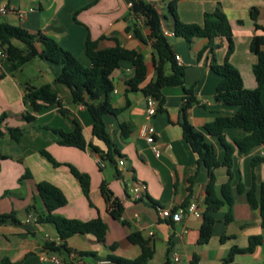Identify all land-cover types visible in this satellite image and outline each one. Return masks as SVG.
Here are the masks:
<instances>
[{
  "label": "crops",
  "instance_id": "0c3cea01",
  "mask_svg": "<svg viewBox=\"0 0 264 264\" xmlns=\"http://www.w3.org/2000/svg\"><path fill=\"white\" fill-rule=\"evenodd\" d=\"M143 1L153 5L163 17L167 15V4L171 0ZM2 8L7 12L0 14V22L53 39L85 67L90 64L84 54L86 39L90 38L97 41L99 49L119 46L136 51L146 65V82L154 78L155 53L147 38L148 30L143 18L132 14L126 0H0ZM216 8L226 16L232 30L234 50L229 63L238 71L243 88L253 90L256 81L252 66L256 57L250 52L249 43L254 36H264V30H255L250 11L256 9V23L264 29V0H177L176 13L182 23L200 25L203 14ZM162 27L169 33L166 37L174 55L180 58L178 64L185 66L184 82L194 87L199 102L187 110V120L215 147L216 160L220 163L214 172L218 191L228 182L226 168L222 165L224 148L216 138L204 132L203 126L218 116L232 115L237 109L213 100L220 77L210 69L209 57L204 55L196 61L197 52L206 42L194 39L188 44L175 38L169 19H162ZM134 29L139 31L143 42L135 36ZM216 43L219 48L213 56L219 64L224 60L227 44L224 39H217ZM261 49L264 52V44ZM59 72V67L42 60L32 71H24L23 67L13 71L7 58H0V129L22 131L18 143L7 135L0 139V215L13 212L17 221L0 224V261L7 258L16 264H57L48 259L51 254L48 244L58 249L52 255L59 264H114L108 260L109 256L135 260L141 255V248L131 244L127 237L137 233L152 251L147 264H190L194 256L197 264H222L232 247L245 248L252 236H260L261 244L250 254L237 255L229 264H264V229L259 212L251 210L245 195L236 191L239 184L245 190L249 189L253 178L256 184L264 182V162L251 169V159L264 155V145L247 155L234 148L230 180L231 220L226 219L227 207L217 211L211 237L206 244L200 245L197 241L202 219L187 216L173 223L161 219L156 208L178 209L191 201L204 207L207 170L203 165L196 170L197 156L182 138L179 126L182 89H162L163 105L151 121L156 133L155 144L160 150L159 156L155 157L141 135L146 122L145 97L139 91L126 93V82L133 76L134 68L130 62H121L111 75L110 101L114 108L124 110L115 118H104L119 155L99 168L88 148L79 150L57 143L59 137L53 130L70 132L76 122L86 143L105 151L104 145L90 134L92 119L88 111L81 105L72 104L68 88L54 82ZM36 77L39 79L37 85L32 82ZM43 84L50 85L67 116H62L57 107L51 106L35 114L34 121L26 123L22 116L30 109L23 102L24 88ZM261 102L264 105V92ZM120 123L130 130L126 138L120 135ZM245 135L239 128L223 131L224 140L230 145ZM41 151L59 166H53L40 154ZM119 160L123 161L122 166L118 165ZM66 165L89 177L88 197L83 195L79 182ZM25 171L30 177L19 183ZM40 182L53 185L66 199V204L56 211L58 215L80 221L100 218L107 225L104 242H97L89 234L62 241L51 224L40 222L38 217L44 214V208L35 190V185ZM102 183L110 201H106L100 192ZM136 186L141 188L138 198L133 194ZM111 200L122 208L120 220L110 215ZM221 238L225 239L221 241ZM111 246L114 248L110 249ZM80 253H93L94 256ZM173 256L179 261L174 262Z\"/></svg>",
  "mask_w": 264,
  "mask_h": 264
},
{
  "label": "trees",
  "instance_id": "16d2710c",
  "mask_svg": "<svg viewBox=\"0 0 264 264\" xmlns=\"http://www.w3.org/2000/svg\"><path fill=\"white\" fill-rule=\"evenodd\" d=\"M129 1L132 14L143 18L144 26L148 30L147 38L151 40L155 53L153 59L155 75L153 80L149 82H146L147 69L142 55L133 50L122 49L119 46L99 49L97 41H92L90 38L86 39L84 49V54L90 64L85 67L53 39L38 34L32 35L19 27L0 22V51L6 55L13 71L19 70L35 58L60 68V72L54 77V82L68 88L72 104L81 105L88 111L92 119L90 134L104 145L105 151L92 144H87L82 129L76 122H74V128L70 132L53 130L59 137L57 143L62 147L79 150L88 148L104 162H112L113 157L119 155L115 144L110 138L104 118L106 116L115 118L124 110L114 108L110 101V94L113 91L111 75L121 62H130L134 68L133 76L126 82V93L139 91L144 97L151 96L155 98L159 104L158 111L161 110L164 102L162 89L180 87L183 92L179 121L182 138L197 156L196 170L200 165H203L207 170L208 181L204 189V211L197 241L200 245L206 244L211 237L215 222L214 215L217 211L227 207L226 219L227 221L231 220L230 210L233 205V197L230 180L232 178L234 148H237L242 155H247L252 149L264 145V105L261 102V94L264 92V52L261 49L264 44V36H254L249 43V50L256 57V62L252 66L256 88L247 90L242 86L238 71L229 63V57L234 50L232 30L226 16L220 9L216 8L211 13H204L200 25L185 24L177 17V0H171L167 4V15L163 17L160 16L153 5L143 0ZM257 16L256 9H251L250 20L253 22L255 30H264L256 23ZM162 19L171 21V30L175 38L182 39L188 44L194 39H201L206 42V45L197 52L196 61H199L204 55L209 57L210 69L220 77V81L214 90L213 100L216 103L237 109L234 114L218 116L203 126L204 132L216 138L224 148L222 165L226 168L228 182L222 185L218 191L215 185L214 172L220 166V163L216 160L215 147L207 141L203 133L196 131L187 120V110L192 105H198L199 102L194 95V87L187 86L184 82L185 66L178 64L174 59L175 55L168 39L163 34ZM238 23L241 24V22ZM134 34L140 41H144L137 29H134ZM217 39H224L227 44L224 60L219 64L213 56L214 51L219 48V44L216 43ZM22 98L24 104L30 109V112L25 111L22 116L26 123L34 121L35 114L51 106L57 107L62 116H67V111L63 109L61 100L52 92L49 84H43L39 87L26 86ZM119 128L121 137L126 138L130 133L128 127L124 123H120ZM230 128L242 129L246 135L243 138L235 139L233 145H230L225 142L223 136V131ZM5 135L18 143L22 131L18 128H10L4 131L0 129V139ZM40 154L53 166H59L46 152L41 151ZM263 162L264 155L252 158L251 169L253 170ZM66 166L79 182L83 195L88 197L89 177L79 173L71 166ZM29 177L28 171H25L18 182L22 183ZM35 190L44 208V214L38 217V220L42 223L51 224L60 240L65 241L75 235L89 234L97 242H104L107 225L100 218L91 221H80L60 216L56 211L66 204V199L61 191L46 182L37 183ZM236 191L245 195L246 202L251 210H258L261 227L264 229V182L256 184L253 178L249 189L245 190L239 184ZM100 192L106 201H110L104 183L100 185ZM111 208V217L120 220L122 208L119 203L111 200ZM6 222H17L13 212L0 215V224ZM127 238L131 244L138 245L141 248V255L135 260H125L111 256L108 257V260L114 264H147L152 251L145 246L141 236L133 233ZM223 239L225 238H221V241ZM261 241L260 236H252L249 237L248 245L245 248L232 247L222 264L231 263L237 255L252 253L261 244ZM46 246L51 254L58 250L53 244ZM62 248L66 249L65 245H62ZM113 248L114 246L110 247V249ZM80 255L94 256L93 253H80ZM0 264L16 263L3 258ZM64 264L74 263L66 262ZM190 264H197L195 256Z\"/></svg>",
  "mask_w": 264,
  "mask_h": 264
},
{
  "label": "built area",
  "instance_id": "2783aa9c",
  "mask_svg": "<svg viewBox=\"0 0 264 264\" xmlns=\"http://www.w3.org/2000/svg\"><path fill=\"white\" fill-rule=\"evenodd\" d=\"M126 3L128 6H131V3L129 0H126ZM7 12L6 8L0 9V14H5ZM164 36H168L169 33L166 31H163ZM171 35V33H170ZM0 58L5 59L6 55L0 51ZM175 61L177 63H181L180 58L175 55L174 57ZM158 107L159 104L157 100L151 96L145 97V124L141 128V135L144 137L146 143L150 145L151 150L154 154L155 157H158L160 154V150L155 144V129L151 123L153 117L156 115L158 112ZM93 154V159L97 163L99 168H102L104 166V161L100 159V157L95 154ZM118 165L122 166L123 161L119 160ZM141 192V188L139 186H136L133 188V194L135 198L139 197V194ZM158 215L161 219L163 220H170L173 223H178L179 221L182 220L183 217L191 216L195 219H201L202 213L204 211L203 206H199L197 202L191 201L187 205L183 207H179L178 209H173L171 207L167 208H160L157 207ZM48 259L51 261H54L55 263L59 264V262L53 257L52 254L48 255ZM173 261L178 262L179 259L177 256H173Z\"/></svg>",
  "mask_w": 264,
  "mask_h": 264
},
{
  "label": "rangeland",
  "instance_id": "374dc122",
  "mask_svg": "<svg viewBox=\"0 0 264 264\" xmlns=\"http://www.w3.org/2000/svg\"><path fill=\"white\" fill-rule=\"evenodd\" d=\"M161 12V11H160ZM41 60L38 58L33 59L32 61L28 62L23 66L24 71H32L36 64L40 63ZM37 80H39L37 77L33 79V84L37 85Z\"/></svg>",
  "mask_w": 264,
  "mask_h": 264
}]
</instances>
